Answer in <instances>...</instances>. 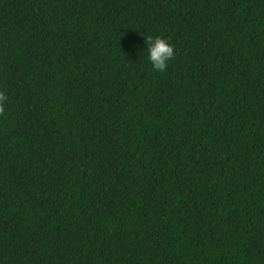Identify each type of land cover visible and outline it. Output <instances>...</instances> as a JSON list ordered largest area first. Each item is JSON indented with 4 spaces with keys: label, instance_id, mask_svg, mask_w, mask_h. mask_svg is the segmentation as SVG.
<instances>
[{
    "label": "trees",
    "instance_id": "trees-1",
    "mask_svg": "<svg viewBox=\"0 0 264 264\" xmlns=\"http://www.w3.org/2000/svg\"><path fill=\"white\" fill-rule=\"evenodd\" d=\"M0 93V264H264V0H0Z\"/></svg>",
    "mask_w": 264,
    "mask_h": 264
},
{
    "label": "clouds",
    "instance_id": "clouds-1",
    "mask_svg": "<svg viewBox=\"0 0 264 264\" xmlns=\"http://www.w3.org/2000/svg\"><path fill=\"white\" fill-rule=\"evenodd\" d=\"M148 59L153 69L158 72L166 71L169 62L174 57V47L163 37H148L146 40ZM6 97L0 93V102H4Z\"/></svg>",
    "mask_w": 264,
    "mask_h": 264
}]
</instances>
